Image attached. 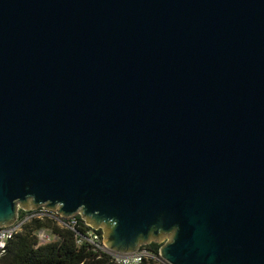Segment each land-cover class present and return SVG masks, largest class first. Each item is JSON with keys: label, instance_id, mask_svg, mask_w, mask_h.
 I'll return each mask as SVG.
<instances>
[{"label": "water", "instance_id": "95a60500", "mask_svg": "<svg viewBox=\"0 0 264 264\" xmlns=\"http://www.w3.org/2000/svg\"><path fill=\"white\" fill-rule=\"evenodd\" d=\"M39 206L264 264V0H0V226Z\"/></svg>", "mask_w": 264, "mask_h": 264}, {"label": "trees", "instance_id": "16d2710c", "mask_svg": "<svg viewBox=\"0 0 264 264\" xmlns=\"http://www.w3.org/2000/svg\"><path fill=\"white\" fill-rule=\"evenodd\" d=\"M23 211L20 210V217ZM79 225L77 230L85 231V222L81 215L75 216ZM47 228L56 236L51 242L41 244L37 230ZM102 234V229H100ZM162 243L150 242L142 245L151 256L143 259L141 264H159L156 258L160 256ZM0 264H114L110 254L94 249L87 242L79 244L77 234L70 228L60 227L55 220L34 219L24 225L21 232L16 234L8 243L6 250L0 255Z\"/></svg>", "mask_w": 264, "mask_h": 264}, {"label": "built area", "instance_id": "2783aa9c", "mask_svg": "<svg viewBox=\"0 0 264 264\" xmlns=\"http://www.w3.org/2000/svg\"><path fill=\"white\" fill-rule=\"evenodd\" d=\"M43 206H39L37 208H33L30 210H24L22 216L20 217V210L18 212V216L16 220L8 226H0V255L3 254L6 250V247L9 241L21 230L24 225L31 222L34 219L44 220L46 218H50L56 221V223L62 228H70L74 230L77 234V242L79 244L83 242H87L94 247L96 250L105 251L111 256V260L114 264H141L143 259L151 256V254L146 249H141L133 254H121L109 250L107 246L102 243L103 240V232L101 234V228H93L88 223L85 222V231L83 233L77 230L79 225L78 219L73 215L71 217H63L60 216V213H56L57 210L42 208ZM49 230L47 228H42L37 230V237L41 244H45L56 239V236L53 235L52 231L49 230L51 235L46 232ZM159 264H169L164 259L156 258Z\"/></svg>", "mask_w": 264, "mask_h": 264}, {"label": "rangeland", "instance_id": "374dc122", "mask_svg": "<svg viewBox=\"0 0 264 264\" xmlns=\"http://www.w3.org/2000/svg\"><path fill=\"white\" fill-rule=\"evenodd\" d=\"M19 208L22 209L21 207H19ZM46 232H48V233L51 235V239H52L53 237H52L51 232H50L49 230H46ZM166 239H167V238H164L162 241H160V243H164ZM163 264H164V263H163Z\"/></svg>", "mask_w": 264, "mask_h": 264}]
</instances>
